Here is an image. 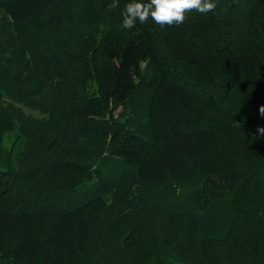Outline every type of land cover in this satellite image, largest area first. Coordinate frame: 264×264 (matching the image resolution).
<instances>
[{
    "label": "trees",
    "instance_id": "16d2710c",
    "mask_svg": "<svg viewBox=\"0 0 264 264\" xmlns=\"http://www.w3.org/2000/svg\"><path fill=\"white\" fill-rule=\"evenodd\" d=\"M110 2L0 0V264H264V0Z\"/></svg>",
    "mask_w": 264,
    "mask_h": 264
},
{
    "label": "clouds",
    "instance_id": "9594fccd",
    "mask_svg": "<svg viewBox=\"0 0 264 264\" xmlns=\"http://www.w3.org/2000/svg\"><path fill=\"white\" fill-rule=\"evenodd\" d=\"M107 7L116 10L119 0H111ZM215 8L214 0H127L120 15L125 29L134 28L137 22L146 24L149 19L163 28L183 24L190 12L207 14ZM260 111L264 114V107ZM259 131L264 133V128Z\"/></svg>",
    "mask_w": 264,
    "mask_h": 264
},
{
    "label": "rangeland",
    "instance_id": "374dc122",
    "mask_svg": "<svg viewBox=\"0 0 264 264\" xmlns=\"http://www.w3.org/2000/svg\"><path fill=\"white\" fill-rule=\"evenodd\" d=\"M28 112L30 113H33V114H39L38 112H34V111H31V110H27Z\"/></svg>",
    "mask_w": 264,
    "mask_h": 264
}]
</instances>
